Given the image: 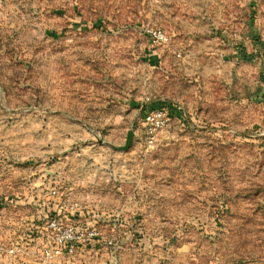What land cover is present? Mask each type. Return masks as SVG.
Returning a JSON list of instances; mask_svg holds the SVG:
<instances>
[{
    "label": "rangeland",
    "instance_id": "obj_1",
    "mask_svg": "<svg viewBox=\"0 0 264 264\" xmlns=\"http://www.w3.org/2000/svg\"><path fill=\"white\" fill-rule=\"evenodd\" d=\"M153 4L0 0V196L19 198L0 210V245L16 250L0 264H42L62 199L107 234L139 219L118 249L86 245L85 264H264V110L150 63L154 49L187 52L174 45L187 9ZM147 24L174 42L152 46ZM160 97L191 110L147 149L143 106ZM130 130L131 147L115 149Z\"/></svg>",
    "mask_w": 264,
    "mask_h": 264
},
{
    "label": "crops",
    "instance_id": "obj_2",
    "mask_svg": "<svg viewBox=\"0 0 264 264\" xmlns=\"http://www.w3.org/2000/svg\"><path fill=\"white\" fill-rule=\"evenodd\" d=\"M153 2L151 10L165 14L172 11L178 2L187 9L186 14L180 17L184 38L176 43L172 39V34L170 33V36L167 32L174 45L186 49L187 52L182 58H177L166 52L160 55L154 49L149 55L150 63L159 64L163 73H167L172 79L184 80L191 87V91L194 85L202 86L206 90L212 89L214 95L223 92L230 102H234V106L240 103L241 107L249 109L251 103L255 101L260 104V110H264V0H153ZM178 17L174 15V19ZM242 30L244 32L241 35ZM194 36L198 37L193 38ZM199 91L200 94L203 93L202 89ZM189 102L186 100V105L178 106L173 101L160 97L148 102L143 106V110L145 109L144 112L147 110V113L153 108L166 107L170 110L171 119L177 116L178 110L184 117L187 115H184L185 112L190 113ZM137 106L141 105L138 103ZM18 199L10 195L0 196V210L19 203ZM30 202L39 204L37 201ZM52 204L55 211L58 204ZM78 210L79 208L75 211ZM62 214L66 220L79 217L78 213L68 214L67 211ZM34 225L38 226V222H34ZM38 237L40 239L41 234ZM84 248L85 246L79 248L68 264H85L86 259L82 256ZM89 252L87 251V254Z\"/></svg>",
    "mask_w": 264,
    "mask_h": 264
},
{
    "label": "built area",
    "instance_id": "obj_3",
    "mask_svg": "<svg viewBox=\"0 0 264 264\" xmlns=\"http://www.w3.org/2000/svg\"><path fill=\"white\" fill-rule=\"evenodd\" d=\"M142 32L149 38L152 45H170L171 37L159 26L144 25ZM180 56V54H179ZM171 121L170 110L166 107L149 110L144 118V129L147 149H153L160 140V136L168 131ZM53 193H58L57 186ZM78 202L62 199L58 207L51 213L47 221L49 244L44 246L41 253L42 264H68L77 254L79 248L95 242L105 241L111 248H120L121 239L125 236L135 235L132 227L114 225L109 234L105 233L98 224L90 218L78 217L73 224L63 223L64 211H75L79 208ZM16 253L15 248H5L0 245V256Z\"/></svg>",
    "mask_w": 264,
    "mask_h": 264
},
{
    "label": "water",
    "instance_id": "obj_4",
    "mask_svg": "<svg viewBox=\"0 0 264 264\" xmlns=\"http://www.w3.org/2000/svg\"><path fill=\"white\" fill-rule=\"evenodd\" d=\"M133 139H134V131L130 130L125 144L120 145V146H117V145H112V146L119 151H126L131 147Z\"/></svg>",
    "mask_w": 264,
    "mask_h": 264
},
{
    "label": "trees",
    "instance_id": "obj_5",
    "mask_svg": "<svg viewBox=\"0 0 264 264\" xmlns=\"http://www.w3.org/2000/svg\"><path fill=\"white\" fill-rule=\"evenodd\" d=\"M135 220H133L131 223H133V230L135 232V236L138 234L139 230H140V222H139V219L136 220L137 222H134Z\"/></svg>",
    "mask_w": 264,
    "mask_h": 264
}]
</instances>
